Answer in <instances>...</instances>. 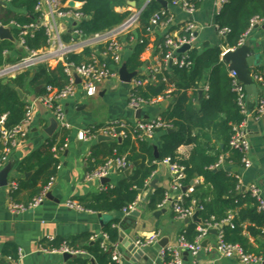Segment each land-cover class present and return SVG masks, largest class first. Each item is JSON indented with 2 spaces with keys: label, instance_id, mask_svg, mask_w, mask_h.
<instances>
[{
  "label": "trees",
  "instance_id": "obj_1",
  "mask_svg": "<svg viewBox=\"0 0 264 264\" xmlns=\"http://www.w3.org/2000/svg\"><path fill=\"white\" fill-rule=\"evenodd\" d=\"M72 1L82 4L79 11L83 20L78 29L85 37L104 33L123 24L130 17L131 12H117L116 9L127 8V2H134L136 6L141 4V0ZM3 2L5 8L0 6V24L11 29L16 44L0 41V68L18 61L26 54L25 51H40L47 46V37L43 29H29V26L35 25L40 19V13L36 11L40 0H3ZM161 8L155 1L151 2L140 15L136 28L123 39L127 44L123 63L128 72L137 73L136 79L142 78L139 72L144 64L140 57L150 44L149 20ZM255 17L264 20V0H226L215 19L218 30L227 31L220 47H209L200 51L196 46H192L185 55L186 62L190 63L189 67L179 68L178 65L163 64L162 71L154 76L153 81L135 89L137 97L146 102L159 98L168 100L170 105L162 114V119L174 132L171 134H167L166 131L156 133L159 134L157 160L153 157V146L150 141L132 140L130 135L124 137L119 144L116 142L99 144L102 149L93 152L89 162V173L103 166L106 161L121 157H125L130 165L137 161L140 163L132 170L130 176L125 177L122 174L114 185L106 184L99 193L76 202L83 211L93 214L122 213L123 210L136 203L139 194L148 185L157 169L154 162L170 159L171 162H177L185 167V179L181 182L182 188L189 186L195 177H202L204 183L209 186L206 191L202 187L194 188L193 193L183 199V207L187 208L191 206L192 201H195L197 205L203 207V210L198 213L202 223L211 222L216 226H222L221 233L225 243L238 245L248 255L264 256V242L258 243V248L254 249L243 235L245 223L249 224L246 230L252 235L264 231V211L258 209L257 201L248 191H240L237 174L231 173L230 169H212L219 160V153L213 157H207L205 150L197 143L198 137H192L194 129H209L208 124L216 119L219 120L214 128L218 131L220 136L218 139L224 146L223 152L230 153L226 164L232 163L237 168L241 166V156L229 149L228 142L232 135V127L240 125L244 117L237 105L236 95L232 92V80L222 62V48L237 49L239 41L249 29L250 21ZM11 24L18 28L11 27ZM24 28L27 29V34L21 36V30ZM183 36L188 35L181 34V37ZM130 38L135 44L130 41ZM68 39L67 34L64 40L68 41ZM21 40L24 42L22 47L18 45ZM155 48L159 61L163 60L168 53V49L164 46V39H158ZM89 55L90 51L85 49L82 53L72 54L65 60L79 64L85 62ZM181 56L179 55L178 58L180 59ZM206 75L208 90L201 98L198 110L192 99L196 98ZM254 75L259 76L264 83V68L255 69ZM66 84L67 77L62 64H57L55 67L38 65L31 71L20 73L14 78L1 79L0 116L7 115L6 127L18 126L25 117L28 101H21L16 89H20L26 96L33 94L35 97H41L46 93V87L61 90ZM170 85L174 87V90L169 98H166ZM189 91L193 92L192 97H188L187 92ZM220 114L221 119L218 118ZM68 136L69 130H57L44 145L20 164L18 172H33L28 180L16 181L17 190L20 187L31 189L29 201L21 205H27L39 196L43 188L54 178L55 170L60 164L59 158L63 155L60 150L66 145ZM188 144H195L193 154L188 161H178L176 155L178 148ZM53 148L58 151L56 157L52 152ZM17 190L11 193V199L14 203L20 204L13 199ZM165 194H167L165 191H156L150 200V207L155 209L156 206L162 204ZM206 196L210 197L208 203L203 202ZM230 216H232L230 223L225 225V221ZM117 223L113 220L104 226L102 234L107 237L104 247L101 246L102 238L94 239V236L88 235L80 239L74 238L70 242L49 243L43 248L58 250L65 244L69 250L85 253L84 256H72L68 264H89L91 261L94 264H113L111 254L114 246L118 244ZM182 235L186 242L193 244L200 234L195 225H189ZM1 256L5 260H1L0 264H9L7 258L17 261L18 251L8 244L4 247Z\"/></svg>",
  "mask_w": 264,
  "mask_h": 264
},
{
  "label": "crops",
  "instance_id": "obj_2",
  "mask_svg": "<svg viewBox=\"0 0 264 264\" xmlns=\"http://www.w3.org/2000/svg\"><path fill=\"white\" fill-rule=\"evenodd\" d=\"M219 1L195 0L196 11L191 18L180 9L168 8L172 19L171 25L168 28L155 29L153 34L149 36L150 44L140 57L144 66L139 75H145L147 69L156 64L158 57L155 54V45L158 44V39H163L165 34L180 37L181 34H184L183 28L189 21L194 22L197 26L194 46L198 50L202 51L204 48L215 46L220 47L223 37L215 28V19L221 9ZM0 6L5 8L3 4H0ZM131 9L128 6L127 8H118L116 11L131 12ZM263 26L264 24L255 27L246 36L244 41V44L249 45L258 59L253 73L255 69L264 68ZM123 39L122 42L127 45ZM222 51L224 54L227 49L222 48ZM124 53H126V48ZM225 66L229 76L228 66ZM256 84L260 90L264 91V83ZM205 86H207V75L199 88V90H202L200 99L198 92L196 98L192 99L198 110L201 98L207 93V91L203 90ZM130 91V84H123L119 80L110 81L97 85L91 91H85L81 87H78L73 97L61 103L66 121L71 129L69 130L63 155L59 158L60 164L54 173L53 184L48 192L51 195V199L45 198L44 202L37 209L21 214H12L7 208L8 203L12 201L11 194L8 193L6 188H0V262L1 260H5L1 256L4 247L11 244L15 251L20 250L24 255V258L18 264H68L70 259L64 261L61 254L43 252L41 248L49 243L70 242L74 238L80 239L88 235L94 236V239L102 237L103 228L100 226L97 214L69 209L65 203L67 201L79 202L102 190L103 185L100 182L86 180V176L89 173V162L93 152L102 149V146L99 144L108 142H98L97 138L83 141L81 133L105 127L115 120L123 121L130 125L134 124L137 120L135 112L128 107ZM192 94L193 92L191 91L187 92L188 97H192ZM26 97L28 98V102L36 98L33 94ZM169 105L168 100L159 98L155 103L141 109L140 120L162 118V114ZM221 117L222 115L220 114L218 118L221 119ZM50 120L51 116L43 106L36 104L33 108L32 121L27 137L18 142L9 155L8 164H13V168L8 176V181L13 178L17 181H26L32 176V171L20 173L17 169L25 158L38 150L47 141L49 137L44 131L50 126ZM244 120L243 126L250 144L248 159L251 163L250 168L246 170L241 169V166L237 168L232 163L226 164V159H228L230 153L223 152L224 146L218 139L220 138L218 131L214 128L219 120L216 119L208 124L210 125L209 129H194L192 137H198L197 143L205 150L207 157H213L219 153V159H223V167L221 169H230L231 173L237 174L240 177V191L241 188H244V191H246L249 185H255L261 190L264 198V117L259 119L249 117ZM114 142L119 144L122 142V139L120 142L116 140ZM150 144L158 149L159 134L154 135L153 139L150 140ZM194 149L195 144L179 147L176 153L178 161H188ZM234 169H237V173L233 172ZM25 174H28V178L25 177ZM108 179H110L108 184L114 185L120 179V176L111 173ZM172 180L173 175L168 171L167 167L159 166L149 180L146 188L139 194L136 201L139 216L124 225V233L131 242L143 240L155 233L159 234V240L155 245L143 249V256L135 263L131 261L127 253H123L121 255V264H161L157 258L158 251L162 248L159 246V243H162L165 247L175 246L180 236L187 231L189 225H195L197 231L202 226L203 223L199 216L200 224L193 223L191 219L185 224V220L180 221L174 216L170 201H173L180 195H184L185 192H173L170 189ZM39 186L40 183L38 184ZM191 186L194 188L202 187L205 191L209 189V186L204 183L202 177H195L187 187ZM159 190L168 193L169 201L161 208L156 206L155 209H152L150 207V200L156 191ZM185 194L187 197L189 196L188 192ZM30 195L31 189L20 187L14 194L13 199L20 204H25L29 201ZM209 201L210 197L206 196L203 198L204 203H208ZM155 213H159V215L155 216ZM105 215L108 217L107 220H109L107 223L113 220L118 222L116 228L119 232L121 230L120 224L126 216L122 213ZM103 222L105 223L106 221L103 220ZM248 225V223L243 225V235L249 240L251 248L257 249L258 243L264 242V231L260 234L252 235L246 230ZM219 228L220 226L217 227L216 235L208 232L202 239L201 243L203 241L207 243L206 248H203L197 258L192 259L189 255L186 258L183 256V264H240L235 259H222L216 253L214 247L217 242V236L221 232ZM89 264L94 263L91 261Z\"/></svg>",
  "mask_w": 264,
  "mask_h": 264
},
{
  "label": "built area",
  "instance_id": "obj_3",
  "mask_svg": "<svg viewBox=\"0 0 264 264\" xmlns=\"http://www.w3.org/2000/svg\"><path fill=\"white\" fill-rule=\"evenodd\" d=\"M3 1V0H2ZM72 0H40L36 7V11L40 13V19L35 25L29 26L30 30L43 29L47 37V46L40 51H25L26 54L22 56L18 61L12 64H6L0 68V80L4 78H14L20 73L31 71L38 65H46L48 67H55L57 64H62L64 73L67 77V84L61 90L52 89L46 87V93L41 97H36L32 101H29L25 109V117L23 121L16 127L7 128L6 120L7 115L0 116V171L8 164V158L12 149L18 142L24 140L29 133V126L32 121V112L36 104H40L49 113L51 119L57 124V130H70L71 127L66 121L64 110L61 107V103L76 93L78 87H81L85 91H91L97 85H101L106 82L119 80L118 70L123 63L124 52L126 45L122 42L128 33H130L137 25L138 20L145 8L155 0H143L138 8L131 9L130 17L124 21L120 26L113 28L104 33L94 34L89 37H85L78 29L79 24L83 20V16L80 13L81 3L74 2V5L70 7ZM167 3L168 8H177L183 11L190 18L196 11L195 0H163ZM226 2V0H220V8ZM171 16L168 9L161 8L155 12L149 20L151 31L148 30V35L153 34L155 29L168 28L171 25ZM264 24L263 19L257 17L250 21L249 29L244 34L242 39L238 43V47L244 45L246 36L257 26ZM0 26H3L0 24ZM6 27V26H3ZM11 27L18 28L14 24ZM9 28V27H8ZM218 33L223 37L227 31L218 30ZM197 26L194 22H187L183 28L184 34L188 35L183 37H173L170 34L164 35V46L168 49L167 55L163 60L157 58V62L154 66L147 69L145 75H141V79L133 78L131 80V91L129 94L128 107L136 112L141 110L147 105H151L156 100L146 102L137 97L135 89L148 84L154 80V76L162 71V65H178L179 68L189 67L190 63L186 62V53L177 54V51L184 45H189L190 48L194 46L196 35L195 32ZM27 29H22L20 35L25 36ZM69 35L68 41L64 40L65 35ZM132 41V38H130ZM135 44L134 41H132ZM141 42V41H140ZM23 40L18 45L22 47ZM132 44V45H133ZM85 49L90 51V55L85 62L76 64L74 62H68L65 59L72 54H80ZM179 55H182L179 59ZM148 74V75H147ZM75 76L78 77L80 83L77 84ZM232 80V92L236 95L237 105L240 108V113L244 119L252 117L253 119H259L264 117V95H261L255 103L253 109L249 111L246 103V93L244 86L238 81L235 73H229ZM163 81H166L163 79ZM256 83H262V79L259 76H254ZM174 90L172 85L169 86L166 92V98ZM203 90L207 91L208 87L205 86ZM245 121V120H244ZM244 121L238 125L232 127V135L228 142V147L231 151L238 153L241 156V169H249L251 163L248 159L250 151V144L248 141L247 133L244 129ZM171 127L163 121L161 117H157L151 120H136L134 124H129L123 121L115 120L111 121L107 126L101 127L94 131H84L81 133L83 141H88L97 136L110 137L114 140L120 138L123 139L127 135H130L132 140H147L153 139L157 132L167 131ZM94 133V134H93ZM63 149L60 152H63ZM52 152L57 156L58 151L56 148L52 149ZM159 166H166L168 171L173 175L172 185L170 189L173 192H180L184 188H187L186 192L189 195L193 193L194 187L182 188L181 182L185 179V167L177 162H171L170 159H164L161 162H154ZM131 165L127 162L125 157H121L115 160H108L106 163L88 173L86 180L98 181L108 178L111 173L116 175H122ZM223 167V159H219L212 169L217 170ZM240 184V177L236 176ZM15 178L8 181L7 191L9 194L15 192L18 189V184ZM54 178L43 188L41 194L35 197L27 205L16 204L13 201L8 203V211L12 214H21L23 212L37 209L45 200L46 195L50 191ZM258 203V209L264 211V198L261 190L255 185H249L247 190ZM185 192V193H186ZM180 195L178 198L170 201L171 208L174 216L180 220H190L195 213H199L203 210V207L197 205L195 201H192L191 206L183 207V198L187 195ZM168 193L165 194L164 201L159 205V208L168 203ZM66 207L79 212L83 211L74 201H67ZM137 211V203L129 206L126 210L122 211L124 216ZM90 213V212H87ZM232 216L225 221V224H229ZM216 225L211 222H205L198 229L199 236L193 244L185 241L183 235L180 236L175 246H168L160 248L157 254L158 261L161 264H183V253L187 252L192 259H196L198 254L203 250L201 247L202 239L208 234L209 230H217ZM102 244L104 247L107 241V237L102 235ZM52 240V239H50ZM159 240V234L155 233L151 236L137 240L134 244L140 249H146L155 245ZM116 244L111 254V262L113 264H121V255L118 253ZM215 251L222 259L237 260L240 264H262L264 262L263 257H255L253 255L246 254L238 245L227 244L223 240V235L219 232L217 236V242L215 244ZM41 251L52 254H69L71 256L80 255L84 256L82 251H72L65 246L58 250H48L41 248ZM24 255L18 250L17 261H11L7 258L9 264H18Z\"/></svg>",
  "mask_w": 264,
  "mask_h": 264
},
{
  "label": "water",
  "instance_id": "obj_4",
  "mask_svg": "<svg viewBox=\"0 0 264 264\" xmlns=\"http://www.w3.org/2000/svg\"><path fill=\"white\" fill-rule=\"evenodd\" d=\"M157 4L160 5L163 9H168L167 3L163 0H155ZM0 4H5L4 2H0ZM128 6L131 8H135L136 4L134 2H127ZM74 5L73 2L70 3V7ZM264 29V26H263ZM0 41H7L13 44H16V40L14 39L11 29L8 27L0 26ZM190 49L189 45L182 46L178 51L177 54H184ZM257 57L254 55V52L252 49H250L248 44H244L241 47L235 49V50H227L222 55V62L228 66V71L233 72L236 74L238 81L244 86V90L246 93V103H247V109L251 111L257 102L258 98L261 95H264V91L260 90L254 81V73L253 69L257 66ZM137 75V73H130L128 72L125 63H122L121 67L118 70V78L119 81L123 84H130L131 80ZM76 83L79 84L80 80L78 77L75 76ZM16 93L18 95V98L21 101H28V98L26 95L20 90L16 89ZM199 99L202 95V90L198 91ZM135 118L137 120L141 119V110H137L135 112ZM146 119V118H145ZM57 130V124L56 122L51 119L50 120V126L45 129V134L48 137H52L54 133ZM174 130L169 129L166 131L167 134L173 133ZM98 142H114V139L110 137L105 136H98L97 137ZM117 142H120L121 139H116ZM153 157L155 160L158 159V149L153 146ZM139 161L133 163L125 172L124 176L128 177L131 175L132 170L136 168L139 165ZM13 168V164L6 165L1 171H0V188H6L8 184V176ZM233 172L237 173V169H234ZM25 177L28 178V174H25ZM110 182V179L104 178L100 180L101 185H106ZM187 188H184L182 191L183 193L186 192ZM244 191V188H241V192ZM47 199H51V195L48 193L46 195ZM159 215V213H155V216ZM139 216L138 211H134L130 213L128 216L124 218V220L120 224V231L118 232V248L117 251L120 255H123V253H127L131 261L135 263L136 261L140 260L143 256L142 250H140L134 242H131L128 236L124 233V225H126L127 222L132 221L133 219L137 218ZM97 218L99 219L101 228H104V226L107 224L109 220H107V216L105 214H97ZM106 221L105 223L103 222ZM191 221L193 223L200 224L201 221L198 219V213H195ZM189 220H185L184 223L187 224ZM227 225V224H225ZM222 226H220L221 230ZM209 233L212 235L217 234V230H209ZM107 243V242H106ZM160 247L164 248L165 246L162 243H159ZM206 241H203L201 243L202 248H206ZM183 256L186 258L188 256L187 252L183 253ZM62 258L64 261L69 260L72 258L69 254H63ZM264 264V262L262 263Z\"/></svg>",
  "mask_w": 264,
  "mask_h": 264
},
{
  "label": "bare ground",
  "instance_id": "obj_5",
  "mask_svg": "<svg viewBox=\"0 0 264 264\" xmlns=\"http://www.w3.org/2000/svg\"><path fill=\"white\" fill-rule=\"evenodd\" d=\"M3 2V1H2ZM71 2H73L74 3V1H71ZM135 8H138V7H135ZM135 8H132V9H135ZM132 13V12H131ZM135 78V77H134ZM57 131V130H56ZM98 137V136H97Z\"/></svg>",
  "mask_w": 264,
  "mask_h": 264
}]
</instances>
